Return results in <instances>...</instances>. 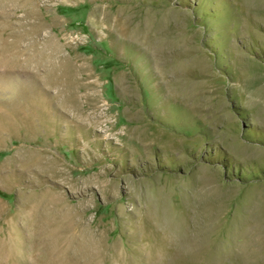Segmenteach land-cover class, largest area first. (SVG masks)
I'll use <instances>...</instances> for the list:
<instances>
[{
    "label": "rangeland",
    "instance_id": "rangeland-1",
    "mask_svg": "<svg viewBox=\"0 0 264 264\" xmlns=\"http://www.w3.org/2000/svg\"><path fill=\"white\" fill-rule=\"evenodd\" d=\"M22 1L0 8V264H264V0Z\"/></svg>",
    "mask_w": 264,
    "mask_h": 264
},
{
    "label": "bare ground",
    "instance_id": "bare-ground-1",
    "mask_svg": "<svg viewBox=\"0 0 264 264\" xmlns=\"http://www.w3.org/2000/svg\"><path fill=\"white\" fill-rule=\"evenodd\" d=\"M7 1H12V0H2L1 2H0V8H1V10H4V9H6V6H7ZM23 2V6H24V3L26 4L27 2H29V0H23L22 1ZM0 13H2V11L0 12ZM26 14H27V16L29 15V11H26ZM129 23H126V24H124V28L126 29L128 26ZM36 28L38 29V30H41L42 31V29H44V24H42V22H40L39 24H37L36 23ZM130 27V26H129ZM50 41V43H48V47L50 48V49H53L55 46L52 44V41L51 40H49ZM145 49H147L149 52H152L156 57H159L160 55H163V56H168V55H170L171 56V60L169 61V64H170V66L172 65H174L175 67H177L180 63V61L179 60H177V59H173V57H172V55L174 54V52L175 51H173V53L172 52H170V50H168L165 46H150V47H147V48H145ZM55 53V52H54ZM54 53L51 55V56H53L54 55ZM159 59V58H158ZM2 60V59H1ZM159 62V60L157 61V63ZM2 64V63H1ZM166 68H168V66H165ZM165 68V69H166ZM172 70V69H171ZM161 71H163V70H161ZM176 74H178L177 76H179V75H182V73H181V70L179 69L178 71H176L175 72ZM176 83H178V79H176ZM182 88H180L179 90H181ZM182 91V90H181Z\"/></svg>",
    "mask_w": 264,
    "mask_h": 264
},
{
    "label": "crops",
    "instance_id": "crops-1",
    "mask_svg": "<svg viewBox=\"0 0 264 264\" xmlns=\"http://www.w3.org/2000/svg\"><path fill=\"white\" fill-rule=\"evenodd\" d=\"M49 40H50V39H49ZM49 40L47 41L48 43H50ZM53 45L55 46V47L53 48V49H55V53H54V55L51 56L50 59L48 60V61H50V62L53 60L52 57L55 58V57H60V56L62 55V54H61V51H60V49H59V47H57V45H55L54 43H53ZM165 47H166L168 50H170L169 47H167V46H165ZM43 48H47V49L49 50V52L51 53V49L48 47V44H47V47L44 45ZM2 55H3V53H2ZM44 55H45V54H44ZM59 55H60V56H59ZM5 59H6V57L4 56V58H3L2 60H0V64H1V63H2V64H3V63L5 64V63H6V60H7L8 58H7L6 60H5ZM46 59H47V58H46ZM30 60H31V59H30ZM30 60L27 61L28 64H29ZM179 63H180V64H183L182 62H179ZM60 79H61V78H60Z\"/></svg>",
    "mask_w": 264,
    "mask_h": 264
}]
</instances>
